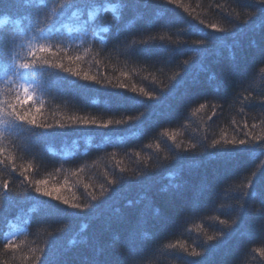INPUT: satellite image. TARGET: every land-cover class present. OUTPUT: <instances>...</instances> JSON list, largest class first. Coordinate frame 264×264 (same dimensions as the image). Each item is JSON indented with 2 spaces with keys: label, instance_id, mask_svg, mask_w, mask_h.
<instances>
[{
  "label": "trees",
  "instance_id": "trees-1",
  "mask_svg": "<svg viewBox=\"0 0 264 264\" xmlns=\"http://www.w3.org/2000/svg\"><path fill=\"white\" fill-rule=\"evenodd\" d=\"M73 3L82 10L79 16ZM260 7V0H149L124 9L109 34L98 28L116 17L108 12L89 18L91 9L81 0H0L5 56L11 53L20 63L30 59L29 44L51 49L37 52L38 66L25 74L37 89L23 107L31 108L38 124L52 125L44 131L0 124V264H50L54 252L64 264L94 258L107 264H201L206 248L213 249L207 264H264ZM49 30L52 36L41 40ZM42 59L81 76L39 66ZM201 66L207 70L192 84ZM84 73L96 80H84ZM23 82L0 72V101H15ZM161 96L167 97L164 104L157 102ZM81 119L113 125L80 126ZM116 120L124 123L117 126ZM233 140L246 144L234 147ZM181 168L179 176L168 177ZM41 180L54 189L53 197L36 193ZM174 184L184 185L182 197L173 195ZM146 189L160 213L148 218L129 251L113 240L124 232L116 218ZM221 230L231 236L217 247L207 238Z\"/></svg>",
  "mask_w": 264,
  "mask_h": 264
},
{
  "label": "snow or ice",
  "instance_id": "snow-or-ice-1",
  "mask_svg": "<svg viewBox=\"0 0 264 264\" xmlns=\"http://www.w3.org/2000/svg\"><path fill=\"white\" fill-rule=\"evenodd\" d=\"M16 3H31V0H15ZM81 2L86 6L91 9L89 11L88 15L89 18H91L95 13H108L111 12L116 18L115 20L110 21L106 25H100L98 28V31L100 32H105V33H111L112 29V24L118 23L122 20L123 17V10L127 9L130 6H135L138 3H144L147 4L149 0H81ZM156 2L163 3L165 0H156ZM260 9L259 12L262 13L264 12V0H260ZM77 8V11L73 13L74 16H79L82 12V10L79 8L78 5L73 3V5ZM87 24V21H85ZM213 29H215V26H212ZM119 31V30H118ZM222 31V30H221ZM52 36V31L49 30L48 32H42L40 34V39L41 40H47ZM197 44H203L204 41L200 40L196 42ZM4 48V40L2 37H0V60L4 61V64L2 67H0V72H3L5 76L11 75L15 76L20 80H23V83L19 84V91L16 93L15 96V101L11 100H3L0 101V124L5 123L6 121L16 125L17 127H38L44 131L47 129L51 128L52 125L48 123H37L36 116L32 114L31 108H24L23 105L30 103L34 96V92L37 89V85L31 84L25 79V74L27 70L29 69H34L35 67L38 66L37 64V52H50L51 49L47 47L45 44H39V45H32L29 44L28 47V57L25 58L22 62L16 63V60L19 59V57H13L11 53H9L7 56L4 55L3 52ZM261 55L264 56V50H262ZM68 59L71 61L73 57H68ZM76 60H80L81 57L77 56L75 57ZM39 66L42 67H47L49 69H62L64 72L70 73L74 76L80 77L81 73L79 71H75L73 68L68 67L65 68L64 65L61 64H51L49 60L47 59H42L41 64ZM23 70V71H22ZM207 69L204 66H201L198 72L192 76L191 78V83L192 84H197L198 81V75L199 71H206ZM84 80L87 81H95L96 77L95 76H89L87 73L83 74L82 77ZM215 79V73L210 74L209 76V81H212ZM98 82V81H97ZM218 87V86H217ZM135 91V89H133ZM143 92V89L140 90ZM146 96H149L148 93H145ZM150 98H155L151 97ZM158 104H164L167 100V97L161 96L159 98H156ZM36 111L39 112L40 108L37 107ZM131 117H129V120ZM77 123L80 126H97V127H109L113 125L112 120H108L106 123L103 124H98V122L95 119H81L77 121ZM124 122L122 120H116L115 125L120 126ZM58 127L61 129H64L66 127H71V125H64V124H59ZM2 135V133H0ZM217 144H219V141H216ZM234 147H239L243 146L246 144L245 140H240L239 142L233 140L230 142ZM195 147V145H193ZM250 151H256L255 146H250L249 148ZM261 152L264 153V146L261 147ZM0 154H2V150H0ZM229 151H224L222 155L224 157H229L230 156ZM0 163H3V161H0ZM183 171V168H181L179 171L175 173H169L168 177L170 179L179 176L180 172ZM23 173H21L22 175ZM38 184H46L47 181H38ZM115 183V181H113ZM184 185L183 184H174L172 185L173 188V195L177 198L182 197V189ZM205 186H202L200 191H203V188ZM2 188L5 192L9 189V184L7 181H5L2 185ZM36 193L42 194L47 197H53L54 192L51 190H48L47 188H42V187H36L35 188ZM150 191V189H146L144 196L141 200H138L136 202H133L129 200L127 202V208L128 211L126 213H119V210L117 212L119 215L116 218V222L121 223L124 226V232L123 235H116L113 237V240L115 243L121 245L122 247L127 248L129 251H134L135 250V245L138 242V238L140 235V230L142 226L147 222L148 218L153 215H159L160 209L158 207H155L152 202V198L147 195V192ZM162 191H168L167 188L162 189ZM199 195V192L197 193ZM259 195L257 193H253L252 197L256 198V196ZM55 199L58 201L62 200V203L65 205L69 204V200L66 198H62L60 196H55ZM95 199V197H93ZM73 208L80 209L81 205L80 204H72L71 205ZM85 208L87 205L84 206ZM3 208L0 206V211H2ZM221 223L225 226H229V222L227 220L221 221ZM239 224L237 223V227ZM230 227V226H229ZM112 228V222L110 221L107 229L106 230H111ZM145 235H147L145 233ZM231 236V232L221 230L218 234V236H208L209 241H217V247L226 243L229 237ZM85 243L88 242L87 238H85ZM70 243H75V240L70 241ZM97 245L100 246V241L99 239L97 240ZM9 247H11V243L9 242L8 244ZM213 249L212 248H206L205 253L202 258L201 264H207L209 257L212 255ZM193 256H201L200 252L193 251L191 253ZM50 264H64L63 260L61 259V254H58L56 252L53 253L52 258L50 259ZM89 264H107L106 261L99 260V259H92L89 261Z\"/></svg>",
  "mask_w": 264,
  "mask_h": 264
},
{
  "label": "rangeland",
  "instance_id": "rangeland-1",
  "mask_svg": "<svg viewBox=\"0 0 264 264\" xmlns=\"http://www.w3.org/2000/svg\"><path fill=\"white\" fill-rule=\"evenodd\" d=\"M45 184L41 185V184H38V187H42V188H47V187H44ZM48 190H54L52 188H47ZM57 191H62L64 192L61 188H58Z\"/></svg>",
  "mask_w": 264,
  "mask_h": 264
}]
</instances>
